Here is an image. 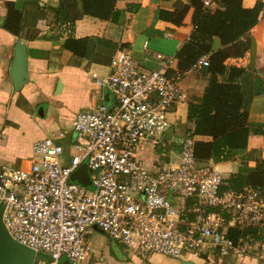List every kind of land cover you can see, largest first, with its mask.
<instances>
[{
    "label": "built area",
    "instance_id": "built-area-1",
    "mask_svg": "<svg viewBox=\"0 0 264 264\" xmlns=\"http://www.w3.org/2000/svg\"><path fill=\"white\" fill-rule=\"evenodd\" d=\"M155 58L160 66L146 70L130 53L115 54L109 75L97 80L112 104L74 116L75 141L67 158L62 146L45 138L33 144L25 168H0L2 223L12 240L45 256L42 264L63 259L84 264L93 229L124 250L176 261L196 254L248 255L253 241L240 236L235 242L228 232L259 229L262 194L251 187L220 193L223 180L196 161L195 141L167 138L168 117L185 100V92L169 74L172 59ZM208 65L203 56L191 70ZM173 146L177 150L171 151ZM148 147L166 159L154 172L140 160ZM82 164L90 188L70 180Z\"/></svg>",
    "mask_w": 264,
    "mask_h": 264
},
{
    "label": "crops",
    "instance_id": "crops-1",
    "mask_svg": "<svg viewBox=\"0 0 264 264\" xmlns=\"http://www.w3.org/2000/svg\"><path fill=\"white\" fill-rule=\"evenodd\" d=\"M206 1L208 6L204 4ZM257 1L263 3V8L247 35L249 50L243 57L225 62L228 67L243 68L253 74V97L247 115V126L251 130L264 128V0H243L245 8H252ZM62 2L0 0V168H25L33 144L45 138H53L62 146L67 158L75 141L71 129L74 116L99 104H112L111 95L106 88L97 85V80L109 75L110 62L121 50L130 53L146 70L160 66L156 54L172 59L169 74L178 79L185 100L169 115L171 130L167 138L182 140L191 137L194 125L187 121L188 102L193 97H200L208 83V76H204L202 70L181 69L177 58L200 18L191 0H119L114 4L118 13L115 22L83 15L81 1L72 0L75 5L72 13L80 14L72 27L56 16ZM202 2L209 12L224 9L218 0ZM7 3L21 12L18 37L3 29ZM66 4L63 2L64 6ZM184 7L187 12L180 25L159 19L160 10L173 12ZM69 37L90 40L85 58H75L63 49ZM97 39L109 41L112 45H97ZM18 40L26 47L28 80L18 92H14L9 70ZM219 49L221 45L214 38L212 50ZM39 108L42 109L40 114ZM191 138L209 141L205 137ZM261 161L264 162V138L251 133L246 149L234 151L231 161L201 164L215 169L225 182L234 175L252 173ZM256 232L251 234L253 239L244 238L253 241L245 257L225 259L196 254L176 261L157 254H134L93 229L89 236L91 254L84 264H183L185 261L194 264H264V220ZM44 260L45 256L38 255L32 264H42ZM63 261L65 259L61 263Z\"/></svg>",
    "mask_w": 264,
    "mask_h": 264
},
{
    "label": "trees",
    "instance_id": "trees-1",
    "mask_svg": "<svg viewBox=\"0 0 264 264\" xmlns=\"http://www.w3.org/2000/svg\"><path fill=\"white\" fill-rule=\"evenodd\" d=\"M80 1L83 15L103 21L117 20L118 13L114 10V4L119 0ZM63 2L67 4L64 6ZM63 2L56 10V16L72 27L80 14L72 13L75 6L72 0ZM218 2L224 9L209 12L205 10L202 0H191L194 11L200 18L189 40L177 54L181 69H190L203 56H208L209 61V65L202 69V74L208 76L207 86L200 97L191 98L187 108V121L194 125L191 137L209 139L194 142V157L198 163L231 161L234 151L246 149L251 133L264 138V128L251 130L247 126L248 107L253 97V74L243 68L225 65L228 59L243 57L249 50L250 41L247 35L257 23L263 3L257 1L252 8H245L243 0ZM6 8L3 29L18 37L21 32V12L15 10L10 3L6 4ZM186 12L187 7L173 12L160 10L159 19L180 25ZM214 38H217L221 45V49L216 52L212 50ZM89 41L87 38L69 37L65 40L63 49L73 57L83 59L86 57ZM96 43L103 46L112 45L111 42L100 39H97ZM246 187L260 191L264 200L263 161L257 163L252 173L234 175L223 182L220 193H239ZM224 216L228 217L225 214ZM254 233H257L256 230L231 228L228 235L236 242L240 236L245 238Z\"/></svg>",
    "mask_w": 264,
    "mask_h": 264
},
{
    "label": "water",
    "instance_id": "water-1",
    "mask_svg": "<svg viewBox=\"0 0 264 264\" xmlns=\"http://www.w3.org/2000/svg\"><path fill=\"white\" fill-rule=\"evenodd\" d=\"M10 78L13 84L14 92H18L28 80L27 74V52L26 47L21 41H17L14 49V56L10 66ZM60 83L58 82V86ZM42 111L38 109V114ZM71 181L77 182L87 188L91 187V182L87 173L85 164H82L70 177ZM0 210V264H32L36 254L20 245L10 238L1 218ZM60 264H71L67 260ZM183 264H194L191 261H185Z\"/></svg>",
    "mask_w": 264,
    "mask_h": 264
},
{
    "label": "rangeland",
    "instance_id": "rangeland-1",
    "mask_svg": "<svg viewBox=\"0 0 264 264\" xmlns=\"http://www.w3.org/2000/svg\"><path fill=\"white\" fill-rule=\"evenodd\" d=\"M170 148H171L170 149L171 151L177 150L176 146H173V147H170ZM161 154L162 153L159 150H152L151 148L148 147V148H146L145 151H143L140 154V160L142 161L144 167L147 170H149L151 172H154V171H156L157 168H160V167H162L165 164V160L166 159L164 157H162ZM248 239L249 240L253 239L251 234L250 235L248 234ZM130 251L135 254L134 251H132V250H130Z\"/></svg>",
    "mask_w": 264,
    "mask_h": 264
}]
</instances>
